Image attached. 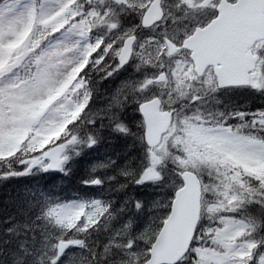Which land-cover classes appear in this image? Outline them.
Returning a JSON list of instances; mask_svg holds the SVG:
<instances>
[{
	"label": "snow or ice",
	"instance_id": "obj_1",
	"mask_svg": "<svg viewBox=\"0 0 264 264\" xmlns=\"http://www.w3.org/2000/svg\"><path fill=\"white\" fill-rule=\"evenodd\" d=\"M20 177L0 264H264V0H0Z\"/></svg>",
	"mask_w": 264,
	"mask_h": 264
},
{
	"label": "trees",
	"instance_id": "obj_2",
	"mask_svg": "<svg viewBox=\"0 0 264 264\" xmlns=\"http://www.w3.org/2000/svg\"><path fill=\"white\" fill-rule=\"evenodd\" d=\"M225 102L227 103L228 100L226 99ZM125 143L126 141L123 139H113L109 145L102 146L96 152L90 153V157L104 156L106 153H118L124 148ZM83 167H87L86 163ZM60 183L67 185L64 193L65 195L71 196L77 193L78 185L67 181ZM42 184L43 180L39 178L33 179L31 177H20L10 181H0V220L15 211V206L23 197L25 190Z\"/></svg>",
	"mask_w": 264,
	"mask_h": 264
}]
</instances>
